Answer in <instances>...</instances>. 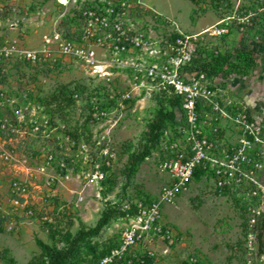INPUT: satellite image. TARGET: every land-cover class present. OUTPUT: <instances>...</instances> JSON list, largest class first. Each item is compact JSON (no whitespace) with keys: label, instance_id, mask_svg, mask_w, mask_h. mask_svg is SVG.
I'll return each instance as SVG.
<instances>
[{"label":"rangeland","instance_id":"rangeland-1","mask_svg":"<svg viewBox=\"0 0 264 264\" xmlns=\"http://www.w3.org/2000/svg\"><path fill=\"white\" fill-rule=\"evenodd\" d=\"M107 3L122 30L143 42L142 49L121 55L117 64L105 48L92 46L82 35L81 12H102ZM0 6V45L14 40L45 57L39 64L8 57L0 77L7 106L22 111L27 106L38 120L47 117L63 126L48 137L23 134L15 150L16 143L0 133V215L6 216L0 224V264H40L44 258L34 239L63 248L80 223L93 226L108 207L118 204L122 211L125 200L157 196L160 177L154 151L128 182L124 171L127 153L144 141L147 124L160 106L172 109L170 103H176V117L185 118L186 96L170 86L172 80L189 87L201 134L215 128L218 141L238 149L240 135L248 133L239 114L245 113L249 126L264 127V0H0ZM10 22L22 31L5 27ZM53 30L77 48L91 47L93 59L61 54ZM242 37L245 48L240 46ZM133 61L154 67L153 80L136 72ZM92 64L102 65L107 73L92 72ZM107 91L100 99L105 115L96 119L90 100ZM74 92V99L61 100ZM56 141H73L68 153L75 160L62 170L43 161L48 151L59 149ZM79 143L84 144L82 152ZM5 150L11 158H3ZM107 159L103 177H94L93 165ZM256 176L264 189V160ZM20 183L38 186L31 199L33 214L26 218L14 214L20 212L11 207L8 194ZM44 207L51 209L52 223L39 218ZM160 215L175 236L172 241H141L140 264H185L189 253L200 264H264V219L248 247L243 201L215 189L210 172L197 171L184 191L161 204ZM124 226L125 214L111 217L96 236L85 240L71 264H94L116 248Z\"/></svg>","mask_w":264,"mask_h":264},{"label":"built area","instance_id":"built-area-1","mask_svg":"<svg viewBox=\"0 0 264 264\" xmlns=\"http://www.w3.org/2000/svg\"><path fill=\"white\" fill-rule=\"evenodd\" d=\"M81 14L84 27L83 39H91L92 46L105 48L111 57L112 64L122 61L121 55L128 57L129 53L143 48L140 37L131 36L122 30L120 22L114 16V7L110 3H107L102 12L85 9ZM5 27L13 28L17 32L22 31L17 22H10ZM52 40L58 41V51L63 55L93 59L94 50L91 47L83 50L77 48L62 39L55 30H53ZM11 55L15 56L16 61H26L32 64H39L45 58L43 54L33 49L17 46L14 40L8 44H2L0 45V77L4 74L5 61ZM130 64L136 72L145 73L147 78L153 80L156 75L154 67L145 66L137 61ZM51 65L52 63L49 66L51 67ZM103 69L100 64H92V72L99 76L107 73ZM170 84L179 94L186 96L184 107L187 114L183 120L177 118V122L162 127L159 130L157 141L150 145V151H154L156 156V171L160 177L157 196L141 197L132 202L125 200L122 203L121 210L132 209V213H125V226L117 246L109 253L100 256L94 264H140L142 260L138 257L137 250L141 241L154 237L172 241L175 231L171 225H167L161 220V204L172 201L184 191L197 171L210 172L211 182L215 189L218 191L226 190L243 201L246 212L244 236H246L248 247H251L254 231L258 226L262 227L264 189L256 176V171L260 168L261 161L264 160V127L249 126L244 119L245 113L239 114L242 129L248 133L240 135L238 149L233 146L229 147L223 140L218 141L216 138L217 129L211 128L206 134H201V131L196 128V119L193 113L194 100L189 95V87L184 85L182 81L172 80ZM107 94L108 91L100 94V97H95V102L90 100L92 117L98 119L105 115L101 109L102 101L100 99L101 95ZM75 97V92L70 95L71 99ZM247 99L250 101V97ZM7 101L9 99L0 88V133L7 138V141L16 143V146L12 147L14 150L23 143L24 139L21 138L23 134L48 137V133L52 130L63 128V126L50 123L47 117L40 120L35 116L33 117L31 111L27 110V106L24 107V111L16 105L10 110ZM2 111H6L8 114L3 113V115ZM64 136H66L65 133ZM71 146H73V141H67L65 145L56 141L55 148L59 149L54 150V152L48 151L44 156V163L47 165L55 163L59 170L65 169L68 162L75 160L73 155L68 153ZM77 149L82 152L84 144L79 143ZM2 155L4 159L11 158L8 150L3 151ZM107 165L108 159L100 162L99 167L93 165L95 168L93 169L94 177L97 175L101 179L104 175L103 168ZM36 169L40 170L43 167ZM36 189L38 190V186L33 184L12 185L8 194L11 207L15 210L19 209L20 213L13 211L17 217L26 218L33 214L31 199ZM39 218L44 222L52 223L53 213L51 209L48 211H45V207L40 209ZM5 220L6 216L0 215V224H3ZM185 264H200V262L193 253H189L186 256Z\"/></svg>","mask_w":264,"mask_h":264},{"label":"trees","instance_id":"trees-1","mask_svg":"<svg viewBox=\"0 0 264 264\" xmlns=\"http://www.w3.org/2000/svg\"><path fill=\"white\" fill-rule=\"evenodd\" d=\"M244 38L242 37L240 39V46L242 48H245ZM222 75L223 73H221L220 76ZM61 100L69 102V94L67 93L64 97L62 96ZM170 104L172 109H165L163 106H160V108L157 109L153 119L147 124L144 133V141L139 145L137 150L127 153V166L124 171L126 182H128L130 177L134 174L136 168L143 161V159L150 154V145L157 141L159 130L167 124H173L177 122L174 108L176 103L171 102ZM126 212L131 214L132 209L120 211L118 209V204L108 207L100 214L93 226L84 227L80 223V226L75 231V233L68 235L65 241L66 246L63 248H55L42 242L38 238L34 239L36 246L40 250V255L44 258L40 264H71L76 257L79 248L87 238L96 236L101 228L108 223L111 217L120 214L124 215Z\"/></svg>","mask_w":264,"mask_h":264},{"label":"bare ground","instance_id":"bare-ground-1","mask_svg":"<svg viewBox=\"0 0 264 264\" xmlns=\"http://www.w3.org/2000/svg\"><path fill=\"white\" fill-rule=\"evenodd\" d=\"M206 31V30H205Z\"/></svg>","mask_w":264,"mask_h":264}]
</instances>
